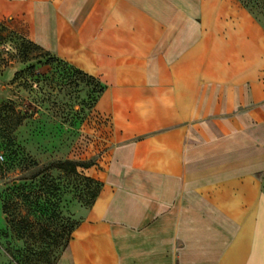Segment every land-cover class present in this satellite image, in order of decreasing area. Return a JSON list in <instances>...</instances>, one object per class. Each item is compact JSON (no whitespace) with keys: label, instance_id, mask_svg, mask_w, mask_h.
Wrapping results in <instances>:
<instances>
[{"label":"crops","instance_id":"0c3cea01","mask_svg":"<svg viewBox=\"0 0 264 264\" xmlns=\"http://www.w3.org/2000/svg\"><path fill=\"white\" fill-rule=\"evenodd\" d=\"M0 26L102 86L101 188L55 264H264V28L239 0H0Z\"/></svg>","mask_w":264,"mask_h":264},{"label":"rangeland","instance_id":"374dc122","mask_svg":"<svg viewBox=\"0 0 264 264\" xmlns=\"http://www.w3.org/2000/svg\"><path fill=\"white\" fill-rule=\"evenodd\" d=\"M239 1L264 28V0ZM101 89L0 26V264H54L75 208L91 204L93 170L110 142L95 112ZM65 161L76 171L55 168ZM5 200L18 207L14 219L2 211Z\"/></svg>","mask_w":264,"mask_h":264},{"label":"trees","instance_id":"16d2710c","mask_svg":"<svg viewBox=\"0 0 264 264\" xmlns=\"http://www.w3.org/2000/svg\"><path fill=\"white\" fill-rule=\"evenodd\" d=\"M31 43V42H30ZM32 44V43H31ZM36 47V46H35ZM37 48V47H36ZM66 64V63H65ZM69 66V65H68ZM70 67V66H69ZM72 67V66H71ZM70 67V68H71ZM73 68V67H72ZM75 69V68H74ZM76 70V69H75ZM78 73H80L78 70H76ZM82 76H84L85 78L86 77H88V76H85V75H83L82 73H80ZM88 78H90L91 80H94V81H96L95 79H93V78H91V77H88ZM99 85H100V83L98 82V81H96ZM101 86V85H100ZM101 88H102V86H101ZM101 91H102V89H101ZM102 93V92H101ZM100 96H101V94H100ZM99 96V97H100ZM4 108H6V107H2V109H4ZM9 109V108H8ZM11 110V109H10ZM1 111V110H0ZM0 115H1V113H0ZM56 167V169H58V170H62V171H73V172H75L76 171V167L78 166L76 163L74 164V163H72V162H70V161H65V162H60V163H58V164H56L55 165ZM91 165L89 164V166H82L83 168H85V169H89V167H90ZM0 169L2 170V169H4L3 167H0ZM90 180H92V179H90ZM93 182L97 185V189H96V192L94 193L95 195L93 196V199H92V202L95 200V198L97 197V195H98V192H99V190H100V188H101V183H99L98 181H94L93 180ZM22 189H24V188H21V187H17V188H13L12 190H11V192H12V194L13 193H17L19 190H22ZM92 202H91V204H92ZM91 204L89 205V206H91ZM88 206V207H89ZM87 207V208H88ZM2 211L4 212V214L6 215V217L8 218V219H10V217L12 218V219H14L15 217H16V213H18V207H17V205L16 204H13V203H9L7 200H5L4 201V203H3V206H2ZM76 226H77V221H76V225L73 227V228H71L69 231H68V233H67V240H66V242H65V244L63 245V248H62V250H61V252L59 253V256L57 257V259L60 257V255H61V253L63 252V250L67 247V244H68V242H69V238H70V236H71V234H72V232L74 231V229L76 228ZM57 259H56V261H57ZM56 261H55V263H56ZM54 263V264H55Z\"/></svg>","mask_w":264,"mask_h":264},{"label":"built area","instance_id":"2783aa9c","mask_svg":"<svg viewBox=\"0 0 264 264\" xmlns=\"http://www.w3.org/2000/svg\"><path fill=\"white\" fill-rule=\"evenodd\" d=\"M0 159H2V156H0Z\"/></svg>","mask_w":264,"mask_h":264}]
</instances>
